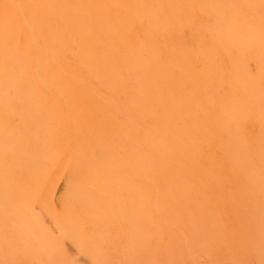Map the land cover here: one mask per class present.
I'll use <instances>...</instances> for the list:
<instances>
[{"label": "bare ground", "instance_id": "obj_1", "mask_svg": "<svg viewBox=\"0 0 264 264\" xmlns=\"http://www.w3.org/2000/svg\"><path fill=\"white\" fill-rule=\"evenodd\" d=\"M93 112L134 147L30 139ZM159 194H264V0H0V264H158Z\"/></svg>", "mask_w": 264, "mask_h": 264}, {"label": "rangeland", "instance_id": "obj_2", "mask_svg": "<svg viewBox=\"0 0 264 264\" xmlns=\"http://www.w3.org/2000/svg\"><path fill=\"white\" fill-rule=\"evenodd\" d=\"M183 32L181 39L182 41H186L187 30L183 29ZM173 35L174 34H171V36H167V38H172ZM170 46L171 50H174V44ZM183 47L184 49L178 53V55L174 51L168 52V58L171 59L176 57V59H178L177 61L182 62V59L185 58L187 52L186 44H183ZM168 62L169 61H166V63ZM175 63L176 62H174V64ZM171 70L172 74L168 76L167 80L176 90L179 83L180 85L181 83L182 85H185L187 80V70L184 64H180L179 67L175 68L173 65ZM181 72L184 73L180 75ZM179 75L181 77H179ZM93 113H91L89 121L84 127L77 126L79 127L77 129L79 134H76L75 136L66 133V129L68 128V124L69 126H72L77 122L76 120L74 122L67 120L66 123L64 121L65 124H58L57 121L54 120L50 121V123H54L50 125L54 127L52 130L53 132H49L48 129L46 136L42 137V135L32 134L34 136H31L30 139L32 142H38L40 144L41 141L44 142L45 139H47L48 143L45 144L44 142V144L49 149H52L53 146L61 147L62 144L60 143H63L65 147H69L73 143L77 151H75L76 153H73V156L70 159L72 161L104 160V156L100 158L97 157V152L101 151L102 155L105 154L104 151H102L105 146L103 142L105 138H108L110 142L113 140L115 146L126 147L128 150V147H134L132 144L126 143L124 138L123 134L128 132V130L124 129L123 132H120L119 129L116 128L115 125L118 124V118L115 117L112 121L106 122L108 124H104L105 122L98 118L100 113ZM35 117L33 116V118H30L28 121L31 128L36 126ZM95 121L101 122L103 128H95ZM57 125L61 128L58 131L55 127ZM108 133H110L109 136H106ZM173 134L174 136L172 137L174 139H179L177 132ZM110 138H112V140ZM180 138L182 144L180 143L179 145L183 147L186 141V131L181 133ZM69 140H72L73 142L70 143ZM78 146L80 149H78ZM42 149L43 148L41 147L39 150ZM87 149L93 152L85 155ZM36 157H39V153H37ZM159 195L158 264H192L193 262L194 264H228L229 262H231L230 264H264V194H183L184 196L182 194H170L172 202L170 214H167L163 209V194ZM212 195H215V198ZM221 199H223L225 203ZM240 200L243 202H240ZM234 203L236 205H234ZM217 204L222 205L219 207ZM224 212H227L226 215ZM185 219H187L188 223ZM251 222L252 227L250 228L248 227V224L251 226ZM173 226H175L176 229H174ZM248 231L250 232L247 233ZM254 236L257 240L254 239ZM249 237L253 239H250ZM69 252L73 257L77 256L72 249H69ZM188 252L189 254L191 253L190 255H192V257L188 255ZM79 263L87 264L81 260H79Z\"/></svg>", "mask_w": 264, "mask_h": 264}]
</instances>
